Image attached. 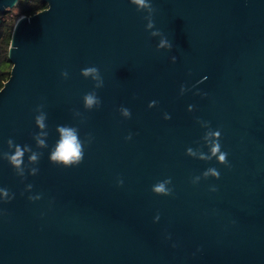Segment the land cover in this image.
<instances>
[{"label":"water","instance_id":"95a60500","mask_svg":"<svg viewBox=\"0 0 264 264\" xmlns=\"http://www.w3.org/2000/svg\"><path fill=\"white\" fill-rule=\"evenodd\" d=\"M42 1L14 27L0 90V153L8 139L43 153L26 179L0 158V188L15 194L0 201V264H264V0H151L147 31L130 0ZM154 30L171 50L157 51ZM90 66L100 89L81 75ZM93 90L101 106L86 110ZM40 104L45 149L33 139ZM57 125L89 139L80 165L50 163ZM209 129L231 168L198 158ZM211 167L220 179L202 176ZM169 177L173 195H155Z\"/></svg>","mask_w":264,"mask_h":264},{"label":"clouds","instance_id":"9594fccd","mask_svg":"<svg viewBox=\"0 0 264 264\" xmlns=\"http://www.w3.org/2000/svg\"><path fill=\"white\" fill-rule=\"evenodd\" d=\"M130 3L135 6L137 12H146L147 15L144 17L147 20L146 31L154 29V21L153 14L156 9L153 7L151 0H130ZM151 37L160 36V42L157 44V51H160L162 48H166L171 50L172 44L168 41V39L162 34L159 30L150 31ZM177 60L176 56L171 57L172 63H175ZM81 75L88 79L90 78L94 82V89H100L104 86L103 78L100 74V71L95 66H90L83 68L81 70ZM61 76L63 78L68 77L67 71H62ZM186 91L185 86L181 85L180 93L184 94ZM201 94V93H197ZM203 95H206L203 94ZM157 104V101H151L148 105L149 108L154 107ZM83 106L86 110H92L94 108L98 109L101 106V100L98 97L95 90L86 93L83 96ZM192 105L188 106V111H191ZM44 105L40 104L37 106L35 111L37 115L35 116V125L39 130L34 134L33 139L35 140L36 147L38 149L48 148L47 137L49 135L47 128V113L43 111ZM119 112L124 118H130L131 112L130 109L121 106L119 108ZM76 115H81L79 112L75 113ZM165 120L171 119L170 115L165 113ZM210 124V122H208ZM56 132L59 134V138L56 141L55 145L52 147L49 153V161L50 163L58 166H62L64 168H71L80 165L84 160V149L87 143H89V139L86 138L82 141L79 137V130L77 127L70 125H57ZM132 138L131 134L125 137L126 140H130ZM221 131L220 130H212L209 129L204 134V141L209 147V152L205 153L201 151L199 153L198 158L203 161H211L213 158L216 161L223 165L226 168H231V165L228 161V153L222 151L221 146ZM7 147L9 151L0 153V158L6 160L9 165L13 168L15 174L22 179H26V171L27 174L35 176L39 172V168L36 165L39 164L40 159L43 155L40 151H34L30 145H19L15 144L12 139H8ZM27 154V163H25V156ZM187 155L196 156L197 153H194L191 148L187 149ZM212 176L215 179H220L219 171L214 168H208L202 173V176L207 179L209 176ZM200 180L199 176H196L192 179L193 184H197ZM172 183L171 178L164 179L163 181H158L155 185L152 186L151 191L158 196H171L173 195V188L169 187ZM118 185H123V180H118ZM33 185L28 184L26 186V191H30ZM210 191H217L215 186L210 187ZM23 194V193H22ZM14 193H10L9 190L5 188H0V201L5 203L11 202L14 198ZM41 197L39 195L29 196L28 199L31 201L39 200ZM160 219L159 214L154 218L155 221Z\"/></svg>","mask_w":264,"mask_h":264},{"label":"trees","instance_id":"16d2710c","mask_svg":"<svg viewBox=\"0 0 264 264\" xmlns=\"http://www.w3.org/2000/svg\"><path fill=\"white\" fill-rule=\"evenodd\" d=\"M20 14H12L11 10L0 12V90L9 79L12 64L8 59L9 48L14 27L20 16L34 15L48 6L42 0H19L15 6Z\"/></svg>","mask_w":264,"mask_h":264},{"label":"rangeland","instance_id":"374dc122","mask_svg":"<svg viewBox=\"0 0 264 264\" xmlns=\"http://www.w3.org/2000/svg\"><path fill=\"white\" fill-rule=\"evenodd\" d=\"M11 10V13L12 14H20V9H18L17 7H14V8H12V9H10ZM21 17V16H20Z\"/></svg>","mask_w":264,"mask_h":264}]
</instances>
